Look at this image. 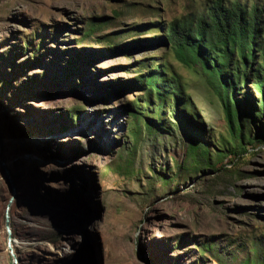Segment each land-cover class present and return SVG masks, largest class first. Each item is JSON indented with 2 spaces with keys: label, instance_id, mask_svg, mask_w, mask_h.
<instances>
[{
  "label": "rangeland",
  "instance_id": "obj_1",
  "mask_svg": "<svg viewBox=\"0 0 264 264\" xmlns=\"http://www.w3.org/2000/svg\"><path fill=\"white\" fill-rule=\"evenodd\" d=\"M203 1L0 0V161L16 188L18 264L264 263V141L246 144L264 118L247 124L243 153L200 67L156 38ZM162 62L181 89L159 101L139 74ZM4 171L0 264H12Z\"/></svg>",
  "mask_w": 264,
  "mask_h": 264
},
{
  "label": "trees",
  "instance_id": "obj_2",
  "mask_svg": "<svg viewBox=\"0 0 264 264\" xmlns=\"http://www.w3.org/2000/svg\"><path fill=\"white\" fill-rule=\"evenodd\" d=\"M160 31L162 36L156 38L168 43L177 61L200 67L219 100L231 139L246 152L243 132L247 124L256 116L259 122L264 118V0H204L200 10L170 20ZM148 68L147 74H139L142 88H148L159 101L165 99V93L178 92L180 86L172 80L175 75L167 64ZM253 91L259 94L255 102ZM182 102L183 98L175 99L174 106L180 109ZM136 114L134 108L129 112L130 116ZM190 139L188 153L203 168L205 149L201 142ZM247 139L246 144L253 139L262 142L264 132Z\"/></svg>",
  "mask_w": 264,
  "mask_h": 264
},
{
  "label": "water",
  "instance_id": "obj_3",
  "mask_svg": "<svg viewBox=\"0 0 264 264\" xmlns=\"http://www.w3.org/2000/svg\"><path fill=\"white\" fill-rule=\"evenodd\" d=\"M0 164L2 165V167L4 168V172L7 173V176H8V179L9 181L11 182L12 184V194L9 198V201H8V204L6 206V209H5V230H6V233H7V250L12 258V264H18V258L14 252V249L12 247V231H11V228H10V218H9V210H10V206H11V203L13 201V199L16 197V188H15V184L13 183V181L11 180L8 172H7V169L5 167V164L3 161H0Z\"/></svg>",
  "mask_w": 264,
  "mask_h": 264
},
{
  "label": "bare ground",
  "instance_id": "obj_4",
  "mask_svg": "<svg viewBox=\"0 0 264 264\" xmlns=\"http://www.w3.org/2000/svg\"><path fill=\"white\" fill-rule=\"evenodd\" d=\"M16 243H17V241H16ZM14 245H12V247H13Z\"/></svg>",
  "mask_w": 264,
  "mask_h": 264
}]
</instances>
